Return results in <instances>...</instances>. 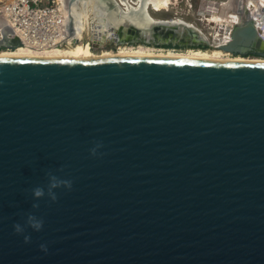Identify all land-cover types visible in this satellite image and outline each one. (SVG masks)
I'll list each match as a JSON object with an SVG mask.
<instances>
[{"label":"water","instance_id":"1","mask_svg":"<svg viewBox=\"0 0 264 264\" xmlns=\"http://www.w3.org/2000/svg\"><path fill=\"white\" fill-rule=\"evenodd\" d=\"M244 20L222 49L260 39ZM94 26L115 43L198 31ZM49 172L72 188L35 201ZM30 212L42 230L16 234ZM0 264H264V59L0 56Z\"/></svg>","mask_w":264,"mask_h":264},{"label":"bare ground","instance_id":"2","mask_svg":"<svg viewBox=\"0 0 264 264\" xmlns=\"http://www.w3.org/2000/svg\"><path fill=\"white\" fill-rule=\"evenodd\" d=\"M112 5L109 3H101L98 0H82L77 2H72L69 4L68 0H60V7H58L54 17L50 19L52 22L48 24V27L54 24L55 26L61 24V31L66 33L70 27L71 20L74 21V26L76 27L75 35L78 38H82L84 32L88 30V20L92 16L94 21L98 23L93 24L98 25L100 30L111 29L112 26L119 27L120 25L135 24L143 29H148L152 23L163 19L154 18L151 11L161 12L170 9L171 4L174 0H110ZM238 1L241 3L242 0H227L222 4V9H217L218 7L212 6L214 2H210L208 7L213 8V14L210 17L213 21L221 22H239L242 20L241 12L242 9L236 10L237 12L229 13V9L232 6L237 7ZM247 3H251L252 13L254 16V21L261 24L263 17L259 15V10L264 8V0H246ZM248 6V5H247ZM207 7V8H208ZM233 7V8H234ZM206 9V8H205ZM236 9V8H235ZM207 10V9H206ZM62 12V13H61ZM243 13V12H242ZM63 14V17H62ZM209 19V18H208ZM209 19V20H211ZM165 20V19H164ZM180 19H170V22L179 21ZM187 23V22H185ZM191 24V23H190ZM192 25V24H191ZM69 26V27H68ZM190 26V25H189ZM90 27V26H89ZM95 27V26H94ZM93 28V27H92ZM196 28V27H195ZM32 30L36 31L33 27ZM147 34V32H146ZM232 33L228 39H232ZM62 34L60 35L61 38ZM67 40L68 47L61 49L55 48L54 46H35L28 45L23 47H18L11 51L0 50V56H64L72 58H86L98 55H126V54H141V55H166V56H185V57H200V58H214V59H243V60H263L261 57H233L230 54L226 55L224 49H213V50H195L190 49L188 51H174V50H154L146 46L139 47H120L116 51H104L100 54H95L90 51V45L87 42L80 43L74 42L75 38L73 34L69 36ZM57 40L58 36H54ZM229 40V41H230ZM228 42V41H227ZM226 42V43H227ZM225 44V43H224ZM27 45V44H26ZM223 45V44H222ZM222 48V47H221Z\"/></svg>","mask_w":264,"mask_h":264},{"label":"rangeland","instance_id":"3","mask_svg":"<svg viewBox=\"0 0 264 264\" xmlns=\"http://www.w3.org/2000/svg\"><path fill=\"white\" fill-rule=\"evenodd\" d=\"M227 0H174V3L171 4V8L157 12L151 11L154 18L157 19H180L179 21H186L187 23L195 24L196 29H198L208 40L209 46L207 47H185V48H173V47H165L154 43H145V42H137V43H114L113 45L108 46L106 41H101L95 35L93 37L91 35L93 24H97L98 22L93 20L94 18L92 15L88 20V30L84 32V36L79 40H75L74 42L84 43L87 42L90 45V51L95 54L103 53L104 51H116L120 47L130 46V47H139V46H146L148 48L156 49V50H174V51H188L190 49L195 50H215V49H222L221 45L228 41V37L230 36L233 23L230 21L221 22V21H213L210 17L213 14V8L208 7L210 2H214L212 6L218 7L217 9H222L221 3L226 2ZM40 3L43 5V9L47 11H43L46 14V17L52 19V14L56 13L58 7H60V0H41ZM213 6V7H214ZM208 7V8H207ZM207 10H206V9ZM229 13H233L234 10L230 8ZM62 13V12H61ZM63 17V14H62ZM211 20H209V19ZM55 19V17H54ZM5 20V19H3ZM2 20V21H3ZM52 21H50L51 23ZM90 26V27H89ZM42 31L39 30H32L28 29V35L24 38V41L28 45H35V46H54L55 48H67L69 45L67 40L71 36L70 28L66 33L61 31L62 25L59 24L55 26L52 24L49 28H44ZM69 27V26H68ZM62 34L61 38L60 35ZM54 36H58V39L55 40ZM22 46V47H23ZM0 50H8L11 51L9 48H0ZM224 53L226 55H231L233 57L242 56L240 54H235L231 51L225 50ZM242 57H261L264 56L260 54H250V55H243Z\"/></svg>","mask_w":264,"mask_h":264},{"label":"flooded vegetation","instance_id":"4","mask_svg":"<svg viewBox=\"0 0 264 264\" xmlns=\"http://www.w3.org/2000/svg\"><path fill=\"white\" fill-rule=\"evenodd\" d=\"M240 1H238V4H237V7H234L232 6V9L234 10V12H237L236 10H239L242 9V12H241V18L242 20L239 21V22H234L233 21V29H232V32L234 31V29L238 26V25H245L246 22L244 20V17H247V16H251L252 19L254 20V16L253 13H252V8L249 3L246 2V0H242L241 3H239ZM222 5V4H220ZM248 5V6H247ZM234 7V8H233ZM236 8V9H235ZM259 15L261 16L259 19H261L263 17L264 19V8H261L259 10ZM164 20V19H163ZM165 20H170V19H165ZM184 24H188L190 26H194L195 27V24L193 23H185L186 21H180ZM255 22V21H254ZM262 23L259 24V23H256V26L259 28L260 30V39H255L254 42H252V44L248 45L249 49L247 51V54L246 55H250V54H258L257 52L259 51H262L264 50V43L262 42V38L264 39V20L261 21ZM72 27L75 28L74 26V23H72ZM76 28L72 31L71 28H70V32L71 34H73V37L76 39L79 40V38H77V35H75L74 32ZM2 35H0V48H9L11 50L13 49H16L18 47H22L23 45H26V42L24 41V39L14 33V30L9 27V26H6L3 28V30L1 31ZM91 35L93 37H96L98 39H100L101 41H106L107 42V45L110 46V45H113L115 43V41L110 38V37H103V36H98V33L93 29L92 32H91ZM259 38V37H258ZM230 39H228L229 41ZM154 44H158V45H161V46H165V47H173V48H185V47H207L209 46V42L208 40L206 39V37L198 30H190V31H187L185 32L184 35H177L175 38L173 37H169V36H166L162 42H158V43H154Z\"/></svg>","mask_w":264,"mask_h":264},{"label":"built area","instance_id":"5","mask_svg":"<svg viewBox=\"0 0 264 264\" xmlns=\"http://www.w3.org/2000/svg\"><path fill=\"white\" fill-rule=\"evenodd\" d=\"M41 0H0V35L4 27L9 26L14 33L20 35L23 39L28 35V29L33 27L42 31L49 28L50 18L46 17L43 11ZM54 14H56L54 12ZM52 14L51 17H54ZM5 19V20H3ZM3 20V21H2Z\"/></svg>","mask_w":264,"mask_h":264},{"label":"clouds","instance_id":"6","mask_svg":"<svg viewBox=\"0 0 264 264\" xmlns=\"http://www.w3.org/2000/svg\"><path fill=\"white\" fill-rule=\"evenodd\" d=\"M103 145L99 142L95 143V146L92 147L90 151V155L92 156H97L99 153L98 150L102 148ZM57 172H63V167L60 169L56 170ZM48 177V183H47V191L45 190L44 187L37 186L35 188L31 189L32 196L35 201H39L40 199L44 198L45 195L47 194V197L52 201L56 202L58 197L56 190L60 188H64L67 190H71L72 188V181L69 179H65L54 172H49L47 173ZM40 204L38 202H34L32 204L33 209H39ZM44 225V220L42 217L37 216L35 213H27L26 214V219L24 220L23 223H15L13 224V229L16 234H21L23 235L28 229H32L33 231H41ZM30 235H24V242L29 243L30 242ZM40 248L42 251L47 252L48 248L47 245L41 244Z\"/></svg>","mask_w":264,"mask_h":264}]
</instances>
